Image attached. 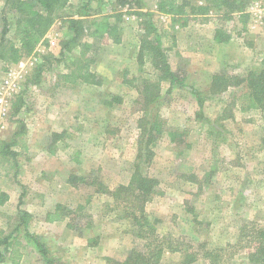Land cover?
<instances>
[{"label": "rangeland", "instance_id": "obj_1", "mask_svg": "<svg viewBox=\"0 0 264 264\" xmlns=\"http://www.w3.org/2000/svg\"><path fill=\"white\" fill-rule=\"evenodd\" d=\"M85 1H70L33 64L28 56L18 63L0 59V86L11 70L17 83L8 114L0 121V139H9L23 125L27 141V149L16 147L18 172L5 170L0 175V188L10 195L0 206V237L11 234L13 242L0 264H108L107 257L123 261L133 243L129 223L115 220L107 195L84 185L72 187L68 179L72 173L96 174L113 188L127 184L136 165L158 179L147 211L160 233L172 235L184 249L198 242L208 247L235 243L244 222H264V112L242 109V89L214 95L210 85L216 72L243 77L260 67L264 0H236L233 5L243 10L231 14H225L232 6L227 0H220L219 7L213 0H178L187 3L180 23L159 12L157 0H94L84 18L89 28L82 41L91 44L95 61L90 69L102 83L88 84L80 78L65 83L61 76L74 67L72 58L79 55V48L62 56L61 47L72 35L69 19L85 12ZM5 2L0 0V39ZM197 5L210 10L196 16L191 6ZM139 11L151 13L172 69L200 90L203 105L190 88L159 80L160 71L149 60L139 61L146 25ZM4 14L11 27L7 38L18 43L16 14L10 10ZM119 14L120 43L108 44L91 34L103 26L99 24L104 17L114 23ZM217 32L229 41L217 42ZM41 61L47 64L35 83ZM20 62L25 66L21 68ZM145 79L161 89L159 100L146 111L137 88ZM144 118L143 125L161 121L163 126L150 144L154 155L149 161L137 158ZM58 204L66 208L56 211ZM20 209L31 216L21 221ZM62 219H72L76 228L62 231L53 223ZM27 231L46 247V255ZM183 258L182 253L167 251L161 264H182ZM233 262L247 264V254L238 252Z\"/></svg>", "mask_w": 264, "mask_h": 264}, {"label": "trees", "instance_id": "obj_2", "mask_svg": "<svg viewBox=\"0 0 264 264\" xmlns=\"http://www.w3.org/2000/svg\"><path fill=\"white\" fill-rule=\"evenodd\" d=\"M70 1L6 0L5 8L1 11L4 26L0 39V59L8 63H18L23 58L35 54L39 45L48 43L47 33L60 17L63 10L70 4ZM93 1H85L84 7L88 10L84 8L85 12L79 18L71 17L69 19V28L72 31V35L62 44L61 54L62 56H66L65 52L72 50L74 47L79 48V55L72 58L74 67L69 72L62 74L61 78L65 83L75 82L78 78L88 84L100 85L102 83V78L90 69V64L95 61V58L90 55L91 44L88 41H82V35L85 34L84 30L89 28V26L85 25L86 21L84 18L89 15V9ZM213 2L219 7L223 1L213 0ZM224 2L232 5L227 6L225 14H231L235 9L236 11L237 9L243 10L233 5L236 0ZM156 5L158 11L170 16L174 23H180L182 16L187 13L184 10L187 3H180L178 0H157ZM5 10H10L16 14L15 30L19 38L18 43L7 38L11 27L7 16L4 14ZM209 10L210 7L208 5L191 6V11L196 16L207 14ZM137 14L144 17L143 23L146 24L143 26L145 31L140 38L139 61L144 62L145 60H149L160 71L159 80H167L171 86L177 84L181 87L190 88L196 96L199 105H203L204 97L200 90L195 85H188L185 82L186 77L172 69L162 47L161 37L157 33V28L152 21L151 13L139 11ZM116 16L118 18L114 23L109 21L110 16L104 17V23L99 24L103 26H97L91 34L102 39V41H108V44L120 43L122 39L118 25L120 14ZM215 38L217 42L229 41V37L223 38L219 32L216 33ZM45 58L48 61L50 60L47 56ZM46 64V62L41 61L35 68V72L37 71L33 78L35 83H39ZM245 74V76L241 77L223 72L214 73L211 79L210 93L216 95L228 91L229 88L242 89L244 92L239 97L242 109H256L264 112V58L258 69H251ZM127 80L125 77L124 82H128ZM137 88L139 95L142 96V109L145 111L161 97L160 85L149 79L144 80L142 88ZM234 97L237 98V94ZM145 120L146 118L140 122L141 141L137 158L139 159L144 156V159L149 161L154 155L150 144L153 140L159 138V134L163 132V126L161 121H154L152 123L149 121L148 124L143 125L142 123ZM24 135L25 128L22 125L9 139H0V175L5 170L6 172H10L11 170L14 173L18 172L19 151L16 147L22 146V148L27 149V141ZM54 135L61 137L62 133H55ZM143 150L144 152L141 153ZM68 182L72 187L79 188L84 185L94 188L95 194L107 195L111 199L108 203V210L115 213V220L127 221L130 225L128 232L133 237L132 247L128 250L123 261L107 257L108 264H161L167 251L182 253L184 256L182 264H191L202 259L206 261V264H236L233 262V258L238 252L247 254V264H264V222H244L240 227L237 241L235 243H227L222 247H208L206 242H198L196 246L192 244L190 247L184 249L181 241H177L170 234L164 235L160 233L157 225L147 211V204L156 195L158 179L142 173L139 165L135 166L134 172L127 184H119L113 188L106 185L101 177L96 174L84 176L72 173L69 176ZM9 199V193L0 188V206L7 203ZM65 208L64 205L58 204L56 211ZM20 211L22 213L21 221H23V217L26 215L31 216L27 211L25 212L21 209ZM64 214L68 216L67 213ZM49 218L53 219L55 216ZM20 225L21 223H19L18 228ZM67 227L70 229L76 228L72 219L67 221ZM26 234L29 239L37 242L40 252L46 255L47 249L42 243H39L37 236L31 234L30 231H27ZM11 237V234L2 239L0 237V262L5 260L6 253L13 243L10 240ZM95 244L94 242L90 245Z\"/></svg>", "mask_w": 264, "mask_h": 264}, {"label": "built area", "instance_id": "obj_3", "mask_svg": "<svg viewBox=\"0 0 264 264\" xmlns=\"http://www.w3.org/2000/svg\"><path fill=\"white\" fill-rule=\"evenodd\" d=\"M37 56V53H35L29 56L28 60H30V62L33 64L37 60ZM19 65L22 68L23 66H25V63L20 62ZM16 87L17 83L15 79V72L11 70L0 86V121L5 119L8 114L10 106V96L12 97L13 93L17 91Z\"/></svg>", "mask_w": 264, "mask_h": 264}, {"label": "crops", "instance_id": "obj_4", "mask_svg": "<svg viewBox=\"0 0 264 264\" xmlns=\"http://www.w3.org/2000/svg\"><path fill=\"white\" fill-rule=\"evenodd\" d=\"M45 45H46V44H44V45L41 44V45L38 46V48H37L38 51H36V53H37L38 56L41 55V54H38V52H42V51L46 48ZM65 73H66V72H65ZM69 83H70V82H69ZM42 222H45V223H48V224L50 223L48 220H45V221L42 220ZM53 223H54V224H60V226L62 227V228H61L62 231L66 230V229L69 230L68 227H67V221H65V219H64V220H63V219H62V220H54ZM69 231H70V230H69ZM63 234H64V233H63Z\"/></svg>", "mask_w": 264, "mask_h": 264}]
</instances>
